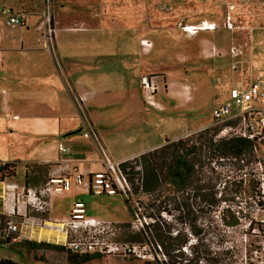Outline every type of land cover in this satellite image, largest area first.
Instances as JSON below:
<instances>
[{
  "label": "rangeland",
  "instance_id": "1",
  "mask_svg": "<svg viewBox=\"0 0 264 264\" xmlns=\"http://www.w3.org/2000/svg\"><path fill=\"white\" fill-rule=\"evenodd\" d=\"M19 1L0 0V20L4 21L5 19L4 14L1 12L3 6L12 5L15 7ZM28 1L21 0L22 3H27ZM103 2L105 7L100 9V11H104L107 18L103 19L102 24L97 28L98 31L102 30L103 40L116 46L117 41L119 42L127 34V30L148 31L155 38V43H152L150 51H153V57L160 56L164 60V66L163 68L151 70L147 75L153 79L156 75L160 80L176 81V73L180 74L182 76L180 81L185 84L184 87L186 86L187 89L184 93L183 106L167 111L152 110L148 107L150 111L160 116L163 121L157 122L156 116L152 115L150 121L146 124L137 118V114H135L137 109L130 108V106L126 108L129 111V115L131 113V117H127V119H131V123L123 118L121 113L111 116L109 112H105L104 124H112L114 122L116 127L115 125H113L114 128L105 126L106 141L103 140L92 118L86 112L81 98L64 81L63 61L57 51L55 39L59 30L81 31L90 28V24L59 22L53 1L52 7H50V14H46V18L49 17V20H45V13L41 10L40 20L34 29L42 35L44 50L50 57L56 75L61 82L60 86L65 89L67 97L77 111L81 125L75 131H69L73 126L66 127L65 131L60 135L64 139L58 138L55 148H50L49 154L42 158L44 160L40 158V162L16 160L19 158L21 160L31 158L34 153H30L26 149L29 143L15 142L14 151L11 145L18 135L12 132H0V165L4 162H9L5 160L7 158H13L10 162L15 164L13 168L14 176L2 177L3 180H0V183L16 184L14 191L4 187V185H0V229H2L9 218L6 206L9 209L14 206L16 209L18 199L21 200L19 193L23 188L25 192L27 188L39 190L52 175L56 176L58 173L66 175L73 182L78 176L82 181H86L98 172H103L111 178H116V174L107 168V159L116 167L118 161L113 160V158L128 155L139 150L142 146H149L155 143L159 139L160 130L164 134L172 135L178 132L179 129L184 128L182 134L185 135L197 131L192 130L191 126L209 123L206 127H215L218 131L223 125L219 126L213 123L211 119L212 109L219 101L226 99V91L231 85H247L253 81L251 73L258 68L257 60H260L264 65V0H103ZM82 6L76 11L88 12L87 9L89 7L85 8ZM97 12L99 11L97 10ZM227 16H230L232 23L230 29L223 27ZM112 17L115 18L114 23H111ZM109 18L112 19L109 20ZM202 19L215 21L220 27L216 30H211V34L201 32L199 35L197 34L199 31L194 35H187L180 28L181 25L186 23L196 24ZM49 26L52 29L51 36H48V40H46L43 35L48 32ZM15 27L12 26L9 30ZM110 31L113 32L112 38L109 34ZM60 34L63 36V40H78V45H80V39L83 36L85 37V34L81 32L66 34L62 32ZM202 36H210L209 38L213 40L214 47L211 50L201 48L200 54L203 59H198L196 57L199 49L198 40ZM177 45H179L177 50L180 52L176 50ZM66 46L69 47V43ZM160 46H162V49ZM69 48L71 50V46ZM232 49H234L235 53L231 52ZM21 53L26 55V49L21 48ZM192 55L194 60H191ZM223 73L225 74L224 77L227 78L223 85L226 89L222 87L219 91L218 75L220 74L222 77ZM137 86L138 82L134 87L136 88ZM27 90L30 89L28 88ZM26 93L22 94L21 97L23 99L27 98V95L33 97V102H30L31 104L26 107L32 110L31 113H37L38 110L47 111V101L35 103L36 100L40 99L38 94L35 92ZM219 93L224 94L220 96ZM119 97L122 99L127 98L126 93ZM20 100L21 102L16 105H27H23V100ZM155 100L159 101L160 104L163 103L165 100L164 95H158ZM143 102L148 105L144 98ZM2 115L4 114L0 109V117ZM16 117L13 116L15 119ZM23 122L19 121L17 124L19 125ZM99 124L102 125V123ZM91 128L97 134V141L84 136V132ZM50 138L52 140L54 137L50 135ZM70 138L73 139L72 142H70ZM59 144L67 147L68 152H58ZM36 146L38 145L33 147ZM258 155L264 160V143L258 146ZM255 159H257L256 154L252 157L249 153H244L236 157L228 156L222 162L224 163V171L227 174V205H224L227 208V220L237 219V223L227 227H220L223 234L211 231L203 235L202 244L196 248L201 251L205 245H210L214 250L217 247L226 250L227 252L224 256H226L225 261L227 264H260L261 259H264V192L259 186L255 189L258 195L254 198L249 196L251 181L257 180L258 175V170L254 164ZM24 164H27L29 170L32 171L31 179L33 183L27 187L23 184L24 178L21 181L18 180V178L23 176ZM132 165L135 164L130 163L127 171L131 170ZM34 168L38 170L36 174L33 172ZM55 168H59V172L53 173L52 170ZM137 169V166L133 168L134 171ZM106 170L107 172H105ZM134 182L139 183L137 177ZM129 187L131 188V182ZM54 197L56 205L61 211H70L71 204L82 201L86 204L85 206L90 216L110 220L116 225H120L121 231L113 237V240L117 243L134 247L135 251L130 255L121 251L113 255L104 254L99 258L83 263H71L68 257L74 256V254L68 252L59 242H55V233L47 232L50 236L47 238L41 236L40 242L62 246L63 248L43 246L29 249L21 242L22 240L14 242L1 237L0 261H6V264H159L158 260H164L161 249L149 241L148 230L145 229L147 223L152 220L141 215V212L144 211L149 203L147 195L143 193L135 195L131 193L130 189L128 197L133 205L138 207V214L134 218L129 213L125 198L120 194L98 195L72 190L64 195L51 196L49 197L51 200H49L52 202ZM159 207V203L156 201L153 213L158 220L169 221L175 228H185L186 230L187 224L178 221L179 217L183 216L182 214L178 216V211L174 210L166 214L164 211L159 210ZM49 211L41 216L48 217ZM216 220H218V217H216ZM250 222L252 223L249 226ZM139 229L146 230L147 233L144 236H139L137 233ZM220 234L224 235V242H222L224 244L222 246L216 243ZM0 235L2 236V232H0ZM189 239V242L182 249L183 254L174 258V264H187L186 260L191 257L189 247L191 243H194L193 236L189 237ZM261 253L262 258L259 257ZM198 263L201 264L200 262ZM192 264H195V261Z\"/></svg>",
  "mask_w": 264,
  "mask_h": 264
},
{
  "label": "crops",
  "instance_id": "2",
  "mask_svg": "<svg viewBox=\"0 0 264 264\" xmlns=\"http://www.w3.org/2000/svg\"><path fill=\"white\" fill-rule=\"evenodd\" d=\"M53 1L56 6L59 22L66 24L75 22H81L86 25L90 24V28L81 31L59 30L55 39L57 51L63 61L64 81L81 98L86 112L92 118L103 140L106 141V135L104 133L105 126L114 128L113 125H115L114 122H111L112 124H104L105 112H109L111 116L121 113L123 118L131 123V119H127L131 113L129 115V111L126 108L130 106V108L137 109L135 113L137 114V118L146 124L150 121L152 115L156 116L157 122L163 121L160 116L150 111L148 107L152 110L167 111L183 106L184 93L187 89L186 86L184 87L185 84L180 81V77L182 76L177 73L176 81H164L163 79L160 80L158 76H154V80L159 87L155 97L160 94L164 95L165 100L161 103L162 105L158 101L163 109H157L143 102L144 96L140 83L141 76L149 74L153 69L163 68L164 66V60L160 56L153 57V51H150V49L142 50L140 40L146 39L155 43V38L148 31L127 30V34L119 42L117 41L116 46H113L108 41L103 40L102 30H97L99 25L102 24L103 19L107 18L104 11H100V9L105 7L103 6V0ZM81 5L85 8L89 7L87 9L88 12L76 11L81 8ZM4 9L21 12L23 18L22 24L15 25L16 27L11 30H9L10 27L5 25V19L4 21L0 20V109L4 114L0 117V132H12L18 135L17 139L11 145L14 151L15 142L29 143L26 149L30 153H34L32 155L30 154L31 158L21 160L17 157L19 159L16 160L40 162L44 160L42 158L49 154L50 148H55L56 141L59 140L58 138L64 139L60 135L65 131L66 127L73 126L69 131H75L80 127V119L78 118L75 107L67 97L65 89L60 86L61 82L56 75L54 66L48 53L44 50L41 33L34 29L41 17L42 0H29L27 3H22L20 0L17 6L5 5L2 10ZM4 16L6 17L5 14ZM112 18H109V20L112 19L111 23H114L115 18ZM62 32L65 34L81 32L85 34V37L83 36L80 39V45H78V40H63V36L60 34ZM201 32L211 34V30L199 31L197 34L199 35ZM109 34L112 38L113 32L110 31ZM209 37L202 36L198 40L199 49L196 53L198 59H203L200 54L201 48L211 50L214 47L213 40ZM67 43H69V47L71 46V50L66 46ZM178 47L179 45L176 46V50ZM21 48L26 49V55L21 53ZM160 48L162 49V46ZM177 52L180 51L177 50ZM191 60H194L193 55L191 56ZM257 65L258 68L255 72L251 73L252 77L260 75L264 79V65L260 60H257ZM224 75V73L222 77L220 74L218 75L219 91L227 80ZM137 82L138 86L135 88L134 85H137ZM28 88L30 90H27ZM26 92H35L38 94L40 99L36 100L35 103L47 101V111L38 110L37 113H31L32 110L26 107L33 102V97L30 95H27L25 99L21 97L22 94H27ZM123 93H126V99L119 97ZM222 94L224 93H219L220 96ZM20 99L23 100V105H27H16L18 102H21ZM43 105L45 106V104ZM13 116H17L18 118L15 119ZM19 121L24 122L18 125L17 123ZM99 123H102V125ZM208 124H197L190 128L192 130H199ZM183 130L184 128H181L172 135L164 134L160 130L159 139L155 143L149 146H142L135 152L113 158V160L119 162L155 148L162 144L165 138H176L183 135ZM50 135L54 137L52 140ZM72 140L70 138V142ZM34 145L38 146L33 147ZM65 149L66 151L64 152H68L67 147ZM58 152L61 153V151ZM11 159L7 158L5 160L10 162ZM25 165L27 164H24V173L22 177L18 178L19 181L25 176ZM59 168H55L52 172H59ZM72 190L86 193L82 189L73 187L69 191L55 196L64 195ZM58 208L54 197L49 207L48 217L63 218L68 215L69 210L61 211ZM86 213L89 215L87 207ZM40 235L46 238L50 236L47 232H41ZM25 241L38 243L37 240H22L21 242L23 243Z\"/></svg>",
  "mask_w": 264,
  "mask_h": 264
},
{
  "label": "trees",
  "instance_id": "3",
  "mask_svg": "<svg viewBox=\"0 0 264 264\" xmlns=\"http://www.w3.org/2000/svg\"><path fill=\"white\" fill-rule=\"evenodd\" d=\"M216 133L215 127H205L176 138H165L159 146L119 161L120 171L129 184L131 182V193H143L149 199L141 215L152 220L145 229L148 230L149 241L161 249L164 260H158L159 264H174V258L183 254L182 249L191 236L194 243L190 244L191 257L186 260L187 264H192L193 261L195 264H227L224 256L226 250L220 247L214 250L210 245H205L201 251L196 248L202 244L203 235L211 231L219 233L222 231L220 227L237 223V219L227 220V208L224 206L227 205V174L222 162L228 156L249 153L253 157L254 154L252 141L242 137L217 138ZM130 163L135 165L127 171ZM14 166L13 162L1 164L0 180H3L2 177L14 176ZM25 166L24 186L27 187L33 183L32 171L28 165ZM135 166L138 169L134 171ZM37 171L36 168L33 169L34 174ZM136 177L139 183L134 182ZM257 187L258 181L252 180L249 188V196L252 198L258 195L255 190ZM124 198L129 213L134 218L138 214V207L133 205L129 197ZM156 201L159 203V210L166 214L173 210L178 211V216L182 214L178 221L187 224L186 230L175 228L169 221L158 220L153 213ZM137 233L144 236L147 231L139 229ZM222 234L216 242L221 246L224 244ZM23 243L29 249L43 246L63 248L45 242ZM100 256L74 254L68 260L71 263H83ZM0 264H6V261H0Z\"/></svg>",
  "mask_w": 264,
  "mask_h": 264
},
{
  "label": "built area",
  "instance_id": "4",
  "mask_svg": "<svg viewBox=\"0 0 264 264\" xmlns=\"http://www.w3.org/2000/svg\"><path fill=\"white\" fill-rule=\"evenodd\" d=\"M52 4L53 0H42L45 20H49V17L46 18V14H50ZM2 12L6 15L5 25L7 27L22 24L23 14L21 12H13L10 9H4ZM196 25L201 29L191 28L193 25L189 24L181 25L180 28L187 35H194L196 31L191 32L190 29L203 30L210 27L208 29L213 31L220 27L215 21L206 19L198 21ZM223 27L228 29L232 27L230 16H227ZM51 30L49 26L48 32L44 33L43 37L46 40H48V36H51ZM140 45L142 50H149L152 47V42L142 39ZM231 52L235 53L234 49ZM140 83L146 103L161 109L162 107L155 100L156 92L159 89L155 80L148 75H142ZM226 96L225 100L220 101L212 109L211 119L213 123L219 126L223 125L215 137H242L252 141V152L257 157L254 164L258 170V187L260 186L264 192V160L258 155V146L264 143V79L260 75H256L253 77V81L247 85L233 84L228 88ZM84 136L93 141L98 139L92 128L86 130ZM58 151L64 152L66 149L59 144ZM107 162V168L116 174V178L98 172L86 181H82L78 176L73 182L66 175L58 173L56 176L52 175L39 190L27 188L25 192L23 188L19 193L21 200L18 199L16 209L14 206L10 209L6 206L9 218L0 229L2 232L0 238L10 239L14 242L21 240L40 242L41 232H53L56 234L55 242H59L68 252L75 255L97 254L102 256L104 254L113 255L121 251L129 255L133 253L134 247L113 240V237L120 233L121 226L110 220L87 215L86 206L82 201L74 202L68 215L63 218L41 216L49 210L51 204L49 197L69 191L72 186L88 193L98 195L121 194L128 198L130 187L126 177L118 167L119 162L116 163V167L109 159ZM5 187L14 191L16 184L6 183ZM255 255L258 256L256 253ZM259 257H263L262 253L259 254ZM259 263L264 264V259H261Z\"/></svg>",
  "mask_w": 264,
  "mask_h": 264
},
{
  "label": "bare ground",
  "instance_id": "5",
  "mask_svg": "<svg viewBox=\"0 0 264 264\" xmlns=\"http://www.w3.org/2000/svg\"><path fill=\"white\" fill-rule=\"evenodd\" d=\"M186 24H188V23H186ZM189 25H193V26H191V28H195V29H201L199 26H197L196 24H189ZM208 28H210V27H207V28H204L203 30H211V29H208ZM195 29H190L191 30V32H198V31H202V30H195ZM196 32H195V34H196ZM17 118V117H16ZM0 185H4V187H5V184L4 183H0Z\"/></svg>",
  "mask_w": 264,
  "mask_h": 264
}]
</instances>
